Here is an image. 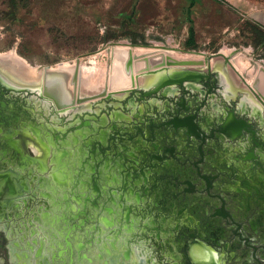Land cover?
Returning <instances> with one entry per match:
<instances>
[{
  "label": "flooded vegetation",
  "instance_id": "1",
  "mask_svg": "<svg viewBox=\"0 0 264 264\" xmlns=\"http://www.w3.org/2000/svg\"><path fill=\"white\" fill-rule=\"evenodd\" d=\"M224 70L169 67L131 92L85 94L82 83L63 98L42 71L25 85L0 72V174L23 161L28 178L37 154L13 145L40 144L41 180H58L43 192L85 244L57 264H264V92ZM191 73L201 77L166 83ZM17 198L0 201V264L21 263L15 242L25 250L14 206L34 197Z\"/></svg>",
  "mask_w": 264,
  "mask_h": 264
},
{
  "label": "rangeland",
  "instance_id": "2",
  "mask_svg": "<svg viewBox=\"0 0 264 264\" xmlns=\"http://www.w3.org/2000/svg\"><path fill=\"white\" fill-rule=\"evenodd\" d=\"M262 6L264 0H0V54L37 68L93 53L82 66L105 79L110 54L100 49L164 46L201 62L176 70L225 69L236 86L238 78L251 82L248 74L254 79L264 70V25L250 17ZM189 51L210 57V66Z\"/></svg>",
  "mask_w": 264,
  "mask_h": 264
},
{
  "label": "water",
  "instance_id": "3",
  "mask_svg": "<svg viewBox=\"0 0 264 264\" xmlns=\"http://www.w3.org/2000/svg\"><path fill=\"white\" fill-rule=\"evenodd\" d=\"M119 46V45H118ZM118 46H114L118 47ZM122 47V46H121ZM125 47L133 48V45H128ZM148 48V47H147ZM110 48L104 49V50H109ZM160 50H165V51H170V49L162 46L159 47ZM172 51V50H171ZM188 53H195L198 55H202L204 57L205 54L202 52L196 53L194 51H189ZM91 56V55H89ZM206 64L211 63V58L206 57L205 58ZM201 63V62H200ZM188 64H195L192 61H174V62H169L168 64L157 68L155 70H146L142 72H138L135 77H134V86L132 88H129L127 90H122L124 92H131L134 89H136L140 84H139V78H147L151 76H158L157 81H162V76L160 75L161 72L169 67H177V66H187ZM77 65L80 66V62L77 61ZM201 77L199 75H196L194 73H191V75H186L182 79H177L175 81L169 80L166 81L167 84L170 83H182L184 81H189L193 78H198ZM166 83L162 84L161 86L166 85ZM106 94V92H104ZM13 147H15V150L23 155L26 153L27 149L26 147H23L21 144H14ZM24 160V158H23ZM34 163H38L41 168L44 170V167L42 166L44 164V161L39 158L38 156H35L32 160ZM2 169V168H1ZM11 175V176H10ZM57 176L54 177V179L50 180H45L42 178V180L39 181L38 187H44L46 186V189L49 190V192H54L53 184L58 183V180L56 179ZM37 179V178H36ZM35 179V180H36ZM30 186H28L24 180V178L20 177H15L12 176L9 172H5L3 174H0V192H2L0 195V198L3 197L1 200H9L6 201L7 205H12L13 200H15L17 197L23 196L20 189L24 188V191L31 192V189H33V194L32 196L34 199L29 198V199H22L20 198L17 203L14 206L15 212V220L19 222V224H22L25 226V229H22V233H27L29 234L30 238L28 237V240L26 241L25 234L23 237H21V242L25 245V250L22 249V246L20 245L19 242H15V246L17 248L21 249V253H16V257L21 261L20 264H57L56 258L57 256L60 257V259H66L68 256L71 258V256L74 253V247L78 252L81 250H85V244L79 243L76 246L73 245L74 241H72V232H74V227L71 226V224L68 222V219L65 218V224L67 226H61V222L59 218L56 216V213L52 211V215L54 218H51V213L50 210L56 208V199L52 196V194L48 192H43L41 188H38L36 183L30 181L29 182ZM43 184V186H42ZM66 185V184H65ZM8 193V194H7ZM44 198V200H43ZM18 199V198H17ZM16 199V200H17ZM45 200H50L45 201ZM64 200L66 202L69 201V196L65 195ZM2 202V201H1ZM21 202V203H20ZM35 203V204H34ZM68 205V204H67ZM34 206V208H32ZM37 206V208H36ZM0 207H2V204H0ZM21 210V211H20ZM26 210L31 212L32 215H35L32 220H29V222H25L26 219ZM73 210L74 207H73ZM2 209H0V212L2 213ZM67 211L70 212V209H67ZM72 215V213H71ZM52 219V220H51ZM78 219V217H76ZM38 223V224H36ZM57 224V225H56ZM51 232H49V227ZM28 227H30V231H28ZM53 228V231H52ZM12 234L17 235V231L14 228H11ZM54 238V240L50 239ZM59 240H63L64 243ZM74 246V247H73ZM18 249V250H19ZM67 254V255H66ZM88 257L87 255L84 256V260L87 261ZM71 261V260H70ZM83 263V261H82ZM72 264V261H71Z\"/></svg>",
  "mask_w": 264,
  "mask_h": 264
},
{
  "label": "bare ground",
  "instance_id": "4",
  "mask_svg": "<svg viewBox=\"0 0 264 264\" xmlns=\"http://www.w3.org/2000/svg\"><path fill=\"white\" fill-rule=\"evenodd\" d=\"M163 51L146 48L132 49L121 46L113 47L109 49L110 70L109 76L107 74L105 79L103 73H98L93 66L86 67V65L83 67L82 65L78 66L77 64L64 62L57 64L53 68L45 67V69L41 70L38 69L39 67L33 68L21 60L22 58L19 59V57H16L10 52L0 54V72L15 84L25 85L28 82H36L37 77L42 71L46 91L54 94L57 98H63L66 91L71 90V93H75L78 85L82 83L84 85L85 94H100L108 89L127 90L134 86L135 83L133 79L138 72L155 70L169 62L178 61V59L191 60L195 64L200 63V61L193 60V55H188L187 58H184L173 52ZM248 76L251 80V82H249L252 85L258 86L260 90L264 92V70L260 71L259 76L254 79L250 74H248ZM154 79L155 78L152 76L141 79L139 81L140 86H150ZM30 142L32 144L23 145L33 149L37 156L45 158L46 152L40 149V144H34L32 141Z\"/></svg>",
  "mask_w": 264,
  "mask_h": 264
},
{
  "label": "crops",
  "instance_id": "5",
  "mask_svg": "<svg viewBox=\"0 0 264 264\" xmlns=\"http://www.w3.org/2000/svg\"><path fill=\"white\" fill-rule=\"evenodd\" d=\"M254 3H256V1ZM250 17L252 19H254L255 21H257V22L261 23L262 25H264V6H262L261 8L253 9V11L250 13ZM13 169H14L13 170L14 175L16 177L24 178V180H25V182H26V184L28 186H30L29 182L32 181V182L36 183L37 184L36 186L38 187L39 181L41 180V177H42V175H41L42 172H40V169L37 166V163L36 164H32V165L30 163V171H31V173L29 174V177L28 178H26V168H25V165H24V162L23 161H21L20 163H18L16 167L13 166ZM38 188H41L42 191L44 190L43 187H38ZM32 190L33 189H31V192H27V191H24L23 190V192H24L23 195H25V196L26 195H28V196L32 195L33 194V191ZM49 203H50V201H49ZM36 208H37V206H36ZM52 211H54L56 213V215L59 214V213H57L58 210H56L55 208L52 209V210H50V213ZM28 212H27V216L24 215V216H26V218L31 217V216H33V217L35 216V215H32L31 212L28 215ZM51 218H54V216L52 215ZM36 224H38V223H36ZM48 227H49V232H51L49 225H48ZM52 231H53V228H52ZM52 239L54 240V238H52Z\"/></svg>",
  "mask_w": 264,
  "mask_h": 264
},
{
  "label": "trees",
  "instance_id": "6",
  "mask_svg": "<svg viewBox=\"0 0 264 264\" xmlns=\"http://www.w3.org/2000/svg\"><path fill=\"white\" fill-rule=\"evenodd\" d=\"M194 34V31L192 30V35Z\"/></svg>",
  "mask_w": 264,
  "mask_h": 264
}]
</instances>
